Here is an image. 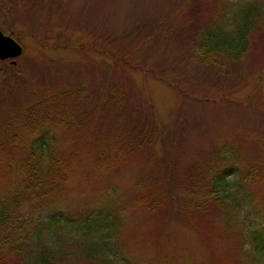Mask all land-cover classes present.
<instances>
[{
    "label": "rangeland",
    "instance_id": "obj_1",
    "mask_svg": "<svg viewBox=\"0 0 264 264\" xmlns=\"http://www.w3.org/2000/svg\"><path fill=\"white\" fill-rule=\"evenodd\" d=\"M25 1L0 0V31L22 47L15 63L0 59V201L28 193L8 242L30 230L33 247L67 245L79 236L64 218L102 207L120 217L114 240L130 264H264L243 236L264 235V20L245 42L229 22L220 32L233 44L208 55L195 32L227 0H202L209 13L184 25L199 0ZM262 1L229 0L228 11ZM61 167L54 191L29 175ZM225 168L240 211L208 200ZM50 217L60 234L38 231Z\"/></svg>",
    "mask_w": 264,
    "mask_h": 264
},
{
    "label": "trees",
    "instance_id": "obj_2",
    "mask_svg": "<svg viewBox=\"0 0 264 264\" xmlns=\"http://www.w3.org/2000/svg\"><path fill=\"white\" fill-rule=\"evenodd\" d=\"M23 4H25V0ZM55 2L57 0H54ZM202 0L195 2L194 6L191 8L190 14L188 13V6H187V22H194L195 21V14L197 15L200 11V7L203 6V12L209 13V6L208 4L201 5ZM228 3L229 0L223 2L221 11L211 20L210 24H206L202 29L198 32H195V36L197 39L196 48L201 49V54H223L222 51L225 50V44L232 45L233 38L224 37L221 34V30H223L226 25L231 22L230 24L234 23L238 33V41L245 42L246 37L248 36L249 31L251 28H255L256 21L260 19L264 20V3L263 1L260 4L249 2L246 5H243L240 9L234 12L228 11ZM183 5H185L183 3ZM193 17H190L192 16ZM208 14H204L203 16H207ZM202 17V16H201ZM166 19V18H165ZM183 22V21H182ZM181 25V22H177L174 26L170 25V28L174 30L176 27ZM162 27V24L156 25V29ZM194 32V31H192ZM230 39V40H229ZM206 40V45H204L203 41ZM114 107H116L113 104ZM136 126V125H135ZM145 127V126H144ZM147 131L150 134H154L150 128ZM47 128H43L42 133L40 134L39 138L35 139L34 146L35 150L39 151L38 156L39 158L43 159L44 155L50 156L51 155V144L50 139L47 137L48 133ZM156 133V132H155ZM130 141V140H129ZM33 149V148H32ZM33 149V151L35 152ZM98 155L103 157L104 154L101 151V147L98 148ZM36 170L39 168H35L30 171L31 174L30 178L32 179H40L41 185L44 187H49V190L54 191L56 188H59L61 181L63 180L62 167L58 172L56 178H54V174H51L49 178L45 179L40 176V173H37ZM232 168H225L219 175L215 178H212V183L210 184V193H215L209 197L208 200L211 202L217 203L218 208L221 210L223 205L225 208L229 205L225 204L226 200L230 204L237 205V209L240 211L239 207H242V204L235 199V195L233 192L226 193V190L232 189L226 180V176L229 175ZM45 176V175H44ZM56 182H54V180ZM36 181V180H35ZM239 181V180H238ZM36 182H39L37 180ZM237 182V181H236ZM234 182V183H236ZM241 186V181H239ZM234 184L233 182H231ZM251 184V183H250ZM32 187H36V184L30 185ZM180 187V184L178 185ZM194 192L195 190L192 189ZM29 193H33L32 190H28ZM25 195V192L18 194L12 199H9L12 203L11 208L7 203L0 201V264H76L77 262H84L85 264H109L114 263L110 262V259H116L120 261L121 264H130L128 260L121 254L118 245L114 240V233L117 230V226L119 223V215L114 212L107 211L101 209L100 210H83L80 214L78 213L76 216H67L64 219L71 224L72 230L76 229V232L73 234H69L73 237H78V240H73L67 245H59L58 244L52 245H42L41 247H33L36 244V240L34 242L33 231L27 230L26 235L20 240L13 239L11 243L8 242L6 238V234L10 233L12 230L9 228L11 226H4L9 223L10 216L17 217V212L15 211V200L17 198L21 199ZM28 193L25 195L27 196ZM154 195V194H152ZM23 198L25 200L26 198ZM159 196V195H158ZM229 196L231 198H229ZM225 197L227 198L226 200ZM229 198V199H228ZM47 199H42L39 204L44 205L46 208L50 207V203H47ZM222 205V206H220ZM44 208V209H46ZM40 211V210H39ZM92 215V216H91ZM62 217V216H61ZM63 218V217H62ZM244 219V218H243ZM59 220L58 217H50V222L43 223V225L38 227V231L42 230L45 226H52L53 229L59 233L58 227H55V222ZM242 226L244 227V222L240 221ZM99 228H104V232L102 235L99 234ZM250 230V229H249ZM60 234V233H59ZM97 236V237H96ZM245 239H248L250 242V250L258 255L264 253V235L261 234L258 230H250L248 231L247 235L243 234ZM72 240V239H71ZM2 249V250H1ZM10 249V252H8ZM17 253L12 255L11 253ZM19 257V263L12 257ZM110 258V259H109Z\"/></svg>",
    "mask_w": 264,
    "mask_h": 264
},
{
    "label": "water",
    "instance_id": "obj_3",
    "mask_svg": "<svg viewBox=\"0 0 264 264\" xmlns=\"http://www.w3.org/2000/svg\"><path fill=\"white\" fill-rule=\"evenodd\" d=\"M22 53V47L17 43L12 36L6 35L0 31V59L13 58L12 63H15V58Z\"/></svg>",
    "mask_w": 264,
    "mask_h": 264
},
{
    "label": "bare ground",
    "instance_id": "obj_4",
    "mask_svg": "<svg viewBox=\"0 0 264 264\" xmlns=\"http://www.w3.org/2000/svg\"><path fill=\"white\" fill-rule=\"evenodd\" d=\"M190 17H192V16H190Z\"/></svg>",
    "mask_w": 264,
    "mask_h": 264
}]
</instances>
